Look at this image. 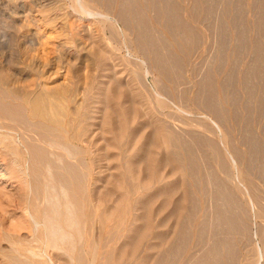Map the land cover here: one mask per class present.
I'll return each instance as SVG.
<instances>
[{
  "label": "rangeland",
  "instance_id": "1",
  "mask_svg": "<svg viewBox=\"0 0 264 264\" xmlns=\"http://www.w3.org/2000/svg\"><path fill=\"white\" fill-rule=\"evenodd\" d=\"M80 2L92 18L81 11ZM39 3L47 10L46 25L37 17ZM24 6L28 14L19 18ZM146 29L149 41L142 42ZM0 70V88L8 86L1 79L4 71L15 87L34 88L39 81L47 87L69 85L85 98L88 110L97 106L96 121L110 109L113 134L130 119L126 134L135 130L136 137H147L159 119L173 135L168 150H155L168 159L158 169L177 184L171 198L153 199L147 236L134 241L133 230L147 211L137 204L148 195L142 189L124 200V224L112 220L104 226L96 218L89 230L93 252L85 264H264V0H0ZM97 126L92 176L101 179L89 193L94 204L103 206L102 213L118 199V193L109 195L117 181L108 179L114 180L116 164L125 170L127 158L112 156L116 151L107 145L113 134ZM128 138L122 147L129 155ZM172 153L178 161L169 160ZM4 155L11 166L16 156ZM142 162L128 177H146ZM13 180L18 190L0 188V264H25L26 256L41 264L27 252L42 246L36 238L41 230L21 223L28 193L20 174ZM185 192L191 195L188 219L173 213L174 202ZM215 214L219 220L214 221ZM208 224L214 232L203 236ZM158 234L164 240L155 239ZM82 243L78 250H86ZM49 256L55 264H79L62 248H50L42 260L47 263Z\"/></svg>",
  "mask_w": 264,
  "mask_h": 264
},
{
  "label": "bare ground",
  "instance_id": "2",
  "mask_svg": "<svg viewBox=\"0 0 264 264\" xmlns=\"http://www.w3.org/2000/svg\"><path fill=\"white\" fill-rule=\"evenodd\" d=\"M42 4L39 3L38 5L37 17L41 25H46L47 10L43 8ZM26 6L28 7V5ZM26 6L20 11L22 14L17 13L16 10L13 9H11L13 10V13H11L15 15L20 14L19 18L26 16L28 14H26ZM79 8L85 15L88 14V17L89 15L91 17L93 14L92 11L84 6L83 2H80ZM176 10L174 9L175 15ZM129 13L131 14L129 10L125 14L122 13L125 15L123 17L128 18ZM12 16L14 17V15ZM105 21L107 22L108 20L105 19ZM93 24L94 20L92 19L89 25L91 26ZM145 32H149V30L146 29V31L141 32L142 35H140V38L142 42L149 41ZM30 42L35 45L34 39L30 40ZM105 57L103 61L107 64ZM157 58L158 60H162V57L159 55ZM60 61L61 59L56 61V66L60 64ZM106 64H104V66ZM34 74L37 77L42 75L39 70H36ZM10 77L11 74L7 71L2 73L1 79L3 82H6L8 86L6 88H4V86L0 88V188L9 192L18 190V184H15L16 181L13 180V178L15 173L21 175V182L25 184V189L28 193V203L20 212L21 223L30 222L35 231L41 230L40 235L38 237L36 236V238L42 246L35 250L30 248L27 252L31 254V257L35 260L40 258L41 262L40 260H38V262L41 264H55L52 262L53 258L51 256L48 257L47 263H45L42 258L47 256V252L50 248H62L70 253L71 258L75 262L85 264L86 258L93 252L94 242L89 235V230L94 226L96 218H98L100 223L104 226H109L112 220H114L117 225L124 224L125 216H123L124 214L122 213L124 210V200L127 199L129 195L136 194L143 189L147 190L148 195L146 194V196L144 195L143 197L141 195L140 199L138 198L139 202L137 201V204L143 206L147 211L141 216L143 223L133 230V233L135 232L138 238V240L134 241L140 242L151 230L152 222L151 212L149 210L151 209V205H153V199H155L156 196H165L168 199L171 198L172 191L177 184V182L166 181V178L158 169L160 163L166 162L168 159L158 156L155 148L159 146L161 149L165 148L168 150L169 145H171L174 140L166 124L162 120L157 119L155 133H151L147 137L138 138L134 135L135 130L129 131L126 134V123L130 120L127 119L119 124L118 133L113 134V128L110 126V121H112L110 109L107 108L103 110L104 116L101 121H96L97 118L95 114L98 111L97 106H94L91 111L88 110L85 98L79 99L80 97L78 98V94L73 92V89L69 85L54 83L55 86L49 84L52 87H47L46 84L39 81L33 83L35 84L34 88H21L13 86V80ZM102 85L103 83L100 82L98 94H102L103 92ZM93 97L95 98L97 96L94 95ZM9 98L14 100L9 101ZM97 125H101L106 134H113V137L108 139L107 145L108 151H116L112 153V156L116 157L118 161L127 158L125 159V170L122 171V165L116 164L115 168L118 172L113 176L114 180L111 178L108 179V181L112 183L113 181H117L114 184V189L109 192V195L118 193V199L113 206L108 207V209L104 210L102 213L100 210L103 206L101 207V205L98 206L94 204V200L89 193V186L101 179V177L92 176L93 170L95 169L92 161V155H94L93 148L98 145L95 141L96 131L99 128ZM32 132L36 133L38 136H33ZM126 136L129 137V145L132 147L128 149L130 151L129 155L124 152L122 147V141ZM5 151L16 156L11 166H8V164L4 162ZM172 155L173 158L169 157V160H179L174 153H172ZM19 159L22 162H20ZM140 161L146 163V168L148 169L146 177L141 178L140 175L137 176L136 174L133 176V179L128 177L134 165L137 162L140 163ZM11 169L13 170V176ZM156 183L159 184V186L156 187ZM168 199H166V204H169L170 200ZM190 200L191 195L189 192H185L179 201L174 202L173 213L178 215L179 218L185 216L186 219H188L191 216L187 210V203ZM218 209L221 211L220 208ZM218 209L216 210L217 214L220 213H218ZM97 215H99V217ZM14 216L16 217V215ZM218 216L220 215H216L215 218ZM221 216H223L222 212ZM220 217L214 219V221L219 220ZM222 219V221L226 220L224 217H222ZM178 223L179 221L177 224ZM214 223L216 224L217 222ZM83 224L85 225L84 232H86L85 234L83 233L84 235H82ZM206 226L207 225H205V227ZM212 231L214 232L213 227L208 224L205 232H203V236H205V234L210 236ZM159 237H161L160 234L154 238L159 239ZM163 237L161 238L164 240L165 237ZM79 242L80 244L83 242L86 245V250L81 248V246L78 250ZM154 245L153 248L156 247ZM162 245L159 246L161 247ZM164 245L166 246V242ZM131 248H133V242ZM123 250L124 249H122V251ZM15 251L19 254L21 253L20 250L16 248ZM124 251L121 252L119 260L123 257ZM131 252L133 253V251ZM20 255L24 258L22 253ZM93 255L97 257L96 254ZM31 259L26 256L23 263L35 264ZM49 260L51 262H49ZM200 262H202V260ZM200 262H198V264H200ZM193 263L197 262L193 261Z\"/></svg>",
  "mask_w": 264,
  "mask_h": 264
}]
</instances>
